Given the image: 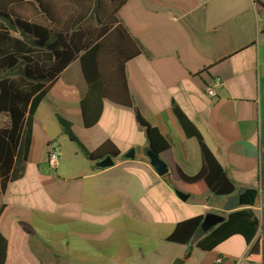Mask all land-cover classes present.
<instances>
[{"label":"crops","instance_id":"0c3cea01","mask_svg":"<svg viewBox=\"0 0 264 264\" xmlns=\"http://www.w3.org/2000/svg\"><path fill=\"white\" fill-rule=\"evenodd\" d=\"M263 9L264 0H128L118 17L142 48L126 65L128 87L142 118L169 144L159 155L168 173L160 177L150 166L135 109L105 101L98 123L84 126L80 101L86 85L79 62H72L33 115L22 177L0 194L5 264H172L176 258L183 264H213L218 256L222 264H256L245 260L250 246L239 235L212 251L195 247L207 234L200 228L189 246L166 238L184 220L207 213L225 218L248 208L239 204L248 189L258 192L251 209L262 221ZM172 102L234 183L232 195L215 197L202 185L181 184L178 170L194 176L202 160L197 141L185 137L174 116ZM59 118L88 151L110 140L120 152L114 165L100 169L86 159L63 133ZM49 143L57 146L54 168L47 163ZM131 150L132 159L126 157ZM175 190L188 194V200H179ZM256 238L264 239L261 229ZM188 248L191 254L184 260Z\"/></svg>","mask_w":264,"mask_h":264},{"label":"trees","instance_id":"16d2710c","mask_svg":"<svg viewBox=\"0 0 264 264\" xmlns=\"http://www.w3.org/2000/svg\"><path fill=\"white\" fill-rule=\"evenodd\" d=\"M128 0H0V194L9 183L20 179L27 161L32 118L48 94L53 81L74 61L79 62L86 94L80 101L83 124L94 127L105 101L135 109L138 125L145 131L148 148L157 155L166 153L169 144L159 130L152 127L135 108L128 87L126 65L142 53L131 37L118 12ZM172 112L186 138H194L200 148L202 165L194 176L178 170L182 185H202L215 197L230 196L234 183L228 178L209 150L196 126L172 102ZM69 141L91 162L107 156L119 157V150L105 140L94 151H88L73 133L71 126L59 118ZM4 206L0 207V214ZM203 216L176 224L166 238L169 243L189 246ZM264 207L259 222L251 208L234 211L223 223L209 231L195 247L212 251L234 235L250 246L245 260L264 262ZM8 242L0 233V264H5ZM191 254L188 248L184 260Z\"/></svg>","mask_w":264,"mask_h":264},{"label":"water","instance_id":"95a60500","mask_svg":"<svg viewBox=\"0 0 264 264\" xmlns=\"http://www.w3.org/2000/svg\"><path fill=\"white\" fill-rule=\"evenodd\" d=\"M127 158H134V150H131L128 154H126ZM146 157L149 161L150 166L154 169L156 174L158 176H164L168 173V167L167 165L159 158V155H157L154 151L148 150L146 152ZM114 165L113 158L110 156H107L101 160L97 161V167L100 169H105L112 167ZM175 195L179 200L182 202H185L188 200L189 195L185 194L181 191L175 190ZM258 192L255 189H248L239 197V204L241 206H245L248 208H252L257 200ZM225 218L223 216L214 214V213H207L204 215L203 220L200 225V229L204 231L205 233H208L212 229H214L219 224L223 223ZM172 264H183V260L180 258L175 259Z\"/></svg>","mask_w":264,"mask_h":264},{"label":"built area","instance_id":"2783aa9c","mask_svg":"<svg viewBox=\"0 0 264 264\" xmlns=\"http://www.w3.org/2000/svg\"><path fill=\"white\" fill-rule=\"evenodd\" d=\"M260 18L262 21H264V9L261 11L260 13ZM206 94L209 97H213L214 96V91L211 88H207L206 89ZM47 163L48 166L50 168H54L58 162V151H57V146L55 143H49V145L47 146ZM222 258L221 257H217L216 260H214L213 264H222Z\"/></svg>","mask_w":264,"mask_h":264},{"label":"rangeland","instance_id":"374dc122","mask_svg":"<svg viewBox=\"0 0 264 264\" xmlns=\"http://www.w3.org/2000/svg\"><path fill=\"white\" fill-rule=\"evenodd\" d=\"M3 121H2V118H0V123H2ZM72 146H75V145H73V144H71ZM179 191V190H178ZM264 206V205H263ZM258 212V211H257ZM39 233H40V235H42L43 237H45V232H44V230H40L39 231ZM172 252H176V250H172ZM200 254V256H205V255H207V253H199ZM177 259V258H176ZM196 261V263H198V261H199V259H196L195 260Z\"/></svg>","mask_w":264,"mask_h":264}]
</instances>
